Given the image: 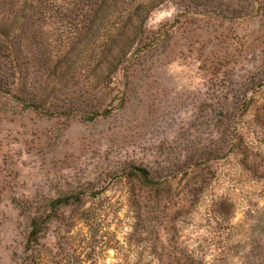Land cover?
Here are the masks:
<instances>
[{"label": "rangeland", "instance_id": "374dc122", "mask_svg": "<svg viewBox=\"0 0 264 264\" xmlns=\"http://www.w3.org/2000/svg\"><path fill=\"white\" fill-rule=\"evenodd\" d=\"M152 1L147 33L179 23L150 46L136 43L109 80L100 78L103 58L125 39L117 38L125 12L95 37L59 17L39 25L53 60L38 97L56 104L74 91L67 98L101 106L45 115L20 102L21 92L0 93V264L26 257L27 200L68 190L84 204L58 211L32 246L39 264H165L182 247L217 264H264V85L240 107L264 74V42L256 59L244 54L260 22L209 17L188 0ZM230 39L239 62L203 66L206 52L224 54ZM133 164L173 168L172 177L146 187L130 177Z\"/></svg>", "mask_w": 264, "mask_h": 264}, {"label": "trees", "instance_id": "16d2710c", "mask_svg": "<svg viewBox=\"0 0 264 264\" xmlns=\"http://www.w3.org/2000/svg\"><path fill=\"white\" fill-rule=\"evenodd\" d=\"M117 3H120L118 5ZM188 4L193 7H203L206 15L213 18H221L229 21L239 20V22H260L261 28L258 29L257 36L245 40L244 45L248 49L246 58L253 59L257 57V48L264 42V0H188ZM234 4V7L231 5ZM68 5V6H67ZM157 3L152 0H0V93L2 92H21L18 99L24 104H28L31 110L45 115L54 113H74L77 109L80 112H89L100 108V103L95 98H81L78 94L72 95V92L63 91L66 96L59 99L61 102H49L38 97L37 83L50 74L53 56L49 51V43L43 39L39 25L52 17L68 19L70 23H84L81 28H85L88 34L96 36L104 29L105 21L112 19L111 24L116 29L115 24H119L115 15L121 12L126 13V21L120 26L117 38L122 39L126 33L122 45L118 46L116 55L109 54V58H103L104 72L101 73V79L109 80L113 73L118 69L123 59H128L130 49L136 44L152 45L158 41L166 32L177 26L179 23L171 24L163 30H157L149 34L145 30V23L149 18L150 12L157 7ZM125 24L130 28L125 32ZM102 35V34H100ZM224 42V39L221 38ZM231 40V39H230ZM118 39L115 40V43ZM237 42L231 40L224 48V54H218L213 48L207 51L203 66L209 60L211 65L224 66L231 64L235 66L241 55ZM104 49L110 53L112 47L108 46L107 41L103 42ZM108 46V47H107ZM208 44H205L207 48ZM110 47V48H109ZM238 49V51H237ZM262 53V50H260ZM38 53V54H36ZM243 55V52H242ZM244 58V59H246ZM220 60V61H219ZM227 60V61H226ZM37 71H35V67ZM221 69V68H219ZM103 70V69H101ZM20 87H18V86ZM264 85V74L252 82L250 86L242 93L240 103L241 110L247 107L249 99L247 91L252 93ZM100 105V106H99ZM228 112V111H227ZM229 122L231 118H228ZM226 129L229 130V136L236 133L237 122L235 117ZM230 151V148L227 152ZM173 168L167 169L166 173L160 170H154L146 166L131 165L129 175L140 184L150 187L162 185L172 177ZM77 190H68L63 195L56 198H46L38 203L34 199L27 200V209L32 211L30 231L27 235V254L23 258L22 264H39L40 256L32 253V246L38 243L43 231L47 229L54 221L59 219L60 209L70 205H83L84 199L79 196ZM229 212V211H228ZM229 214V213H228ZM227 215V214H226ZM224 218V216H222ZM31 251V253H29ZM172 257H171V255ZM169 258L165 264H217L205 259L203 252L189 250L182 247L181 250L170 252Z\"/></svg>", "mask_w": 264, "mask_h": 264}]
</instances>
